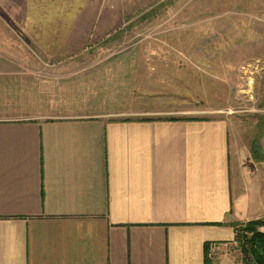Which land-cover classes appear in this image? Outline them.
<instances>
[{
    "label": "crops",
    "instance_id": "0c3cea01",
    "mask_svg": "<svg viewBox=\"0 0 264 264\" xmlns=\"http://www.w3.org/2000/svg\"><path fill=\"white\" fill-rule=\"evenodd\" d=\"M38 4L0 18V264H243L264 181L226 121L154 114L85 52L113 7Z\"/></svg>",
    "mask_w": 264,
    "mask_h": 264
},
{
    "label": "rangeland",
    "instance_id": "374dc122",
    "mask_svg": "<svg viewBox=\"0 0 264 264\" xmlns=\"http://www.w3.org/2000/svg\"><path fill=\"white\" fill-rule=\"evenodd\" d=\"M44 1L47 12L73 17L83 13L85 2H95L35 0L39 14L46 11ZM64 1L75 13L62 10L60 3L68 5ZM33 3L0 0V18L12 26L15 19L33 17ZM98 3L104 9L100 18H108L107 9L114 8L115 26L99 28L110 32L92 35L85 52L119 72L114 77L121 83L135 78L137 99L154 114L226 121L234 142L247 148L249 170L264 181V0ZM126 103L127 97L120 99L119 107Z\"/></svg>",
    "mask_w": 264,
    "mask_h": 264
},
{
    "label": "trees",
    "instance_id": "16d2710c",
    "mask_svg": "<svg viewBox=\"0 0 264 264\" xmlns=\"http://www.w3.org/2000/svg\"><path fill=\"white\" fill-rule=\"evenodd\" d=\"M264 219L237 223L235 240L238 242L242 253L243 264H264ZM253 257V258H252ZM205 264H209L207 258Z\"/></svg>",
    "mask_w": 264,
    "mask_h": 264
}]
</instances>
